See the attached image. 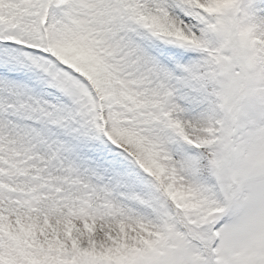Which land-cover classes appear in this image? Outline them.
I'll return each mask as SVG.
<instances>
[{
  "label": "snow or ice",
  "instance_id": "snow-or-ice-1",
  "mask_svg": "<svg viewBox=\"0 0 264 264\" xmlns=\"http://www.w3.org/2000/svg\"><path fill=\"white\" fill-rule=\"evenodd\" d=\"M0 264H264V0H0Z\"/></svg>",
  "mask_w": 264,
  "mask_h": 264
}]
</instances>
